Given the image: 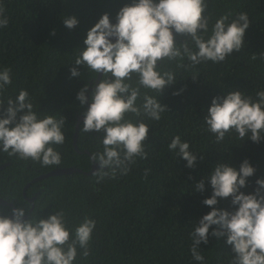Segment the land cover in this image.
I'll list each match as a JSON object with an SVG mask.
<instances>
[{
	"label": "trees",
	"instance_id": "trees-1",
	"mask_svg": "<svg viewBox=\"0 0 264 264\" xmlns=\"http://www.w3.org/2000/svg\"><path fill=\"white\" fill-rule=\"evenodd\" d=\"M209 33L215 21L228 13L229 21L238 13L248 14L250 24L245 33V46L233 52L223 62H202L194 67L185 58L158 62L160 72L171 71L176 81L157 92L141 88L137 104L145 94L158 98L168 112L160 121L129 113L133 122L149 126L144 143L146 159L137 158L126 175L117 172L113 178L99 180V170L53 174L33 180L40 173L56 166L75 165L91 168L92 153L103 151L101 132L82 131L83 118L78 123L76 147L75 125L88 105H80L76 95L85 84L90 97L98 74L86 67L76 66L75 59L85 47L87 31L108 13L112 22L118 10L131 0H0L9 23L0 27V71L11 70L12 83L0 91V100L7 108L9 97L15 99L20 90H27L34 111L39 117L52 115L65 118L63 144L52 145L60 154L59 165L42 167L31 159H20L0 151V197L12 202H0V215L11 216L14 207H26L33 219L47 218L63 210L67 227L74 231L85 217L96 222L90 241V255L79 253L74 264H200L191 255L190 232L198 220L212 209L202 201L212 195L210 182L205 179L216 163L235 167L248 159L256 169L241 191L253 193L256 180L264 179V139L254 143L249 137L241 139L235 131L226 134L219 143L206 131L204 117L213 97H223L229 91L240 90L256 99L264 90V0H206ZM65 16H75L79 24L68 29ZM55 30V35L51 33ZM185 37L176 36V43ZM190 47H194L188 39ZM253 54L256 59H252ZM77 67L80 77H71L70 68ZM198 76L195 80L192 76ZM102 75L100 79H102ZM99 79V81H100ZM98 81V82H99ZM97 82V83H98ZM136 77L132 84L136 86ZM184 89L179 95L173 93ZM3 109H0L2 116ZM21 113H18V117ZM179 135L188 142L189 150L197 155L194 168L176 152L168 150L172 138ZM250 135V134H249ZM150 170L147 178L145 170ZM107 170V169H105ZM204 179L205 190L197 192L195 184ZM29 198H33V206ZM219 209L233 211L231 198H218ZM216 226H211L209 233ZM225 237L209 235L201 242L199 251L204 264H231L232 246Z\"/></svg>",
	"mask_w": 264,
	"mask_h": 264
},
{
	"label": "clouds",
	"instance_id": "clouds-1",
	"mask_svg": "<svg viewBox=\"0 0 264 264\" xmlns=\"http://www.w3.org/2000/svg\"><path fill=\"white\" fill-rule=\"evenodd\" d=\"M207 8L206 0H131L118 10L115 22L104 13L87 31L85 47L74 64L104 78L99 77L98 83L94 81L90 97L86 95L89 85L85 84L76 99L81 106L88 105L83 115H78L83 118L82 131L104 133L103 151L90 156L99 165L94 173L99 180L106 176L114 178L118 171L126 175L137 158H147L144 143L149 126L142 121L133 122L127 115L139 117L143 113L150 120L160 121L161 114L168 112L158 98L147 94L143 103L137 104L141 88L160 95L176 81L173 72L158 70V62L178 61L179 67L185 58L192 67L208 61L220 63L245 46L244 37L250 24L248 14L238 13L231 22H228L231 13L219 17L205 38L210 19L205 15ZM62 22L68 29L79 24L75 16H65ZM8 23L0 7V27H7ZM51 34L55 35V30ZM176 36L185 39L177 44ZM188 39L194 47L189 46ZM256 58L253 54L252 59ZM261 58L264 59V52ZM10 72L8 68L0 71V91L12 83ZM70 73L71 77L81 76L77 67H71ZM134 76L136 86L132 84ZM197 77L193 75L192 79ZM183 90L173 94L179 95ZM0 109H3L0 151L31 159L42 167L61 163L60 154L52 145L64 143V117L60 120L52 115L39 117L29 93L23 89L15 99L8 98L6 109L0 100ZM18 113H21L19 117ZM204 122L206 131L215 135L217 143L232 131L241 139L248 136L252 142L260 143L264 139V90L256 93L255 100L240 90L213 97ZM167 147L186 160L187 167H195L197 155L179 135ZM149 171L145 170V178ZM255 171L245 159L238 170L224 162L216 163L205 177L212 195L202 203L212 210L190 232L191 255L195 261L204 264L205 258L198 249L201 242H209L211 235L217 239L225 237V242L232 246L231 264H264V179L256 180L253 193L241 191ZM195 187L197 192L204 191V179ZM229 197L233 211L216 207L218 198ZM27 212L26 207H14L11 216L0 215V264H74L78 249L82 250L79 254L83 258L90 255L89 245L96 226L93 219L85 217L73 231L67 227L63 210L38 219L31 215L25 219ZM211 226L216 227L209 233Z\"/></svg>",
	"mask_w": 264,
	"mask_h": 264
},
{
	"label": "water",
	"instance_id": "water-1",
	"mask_svg": "<svg viewBox=\"0 0 264 264\" xmlns=\"http://www.w3.org/2000/svg\"><path fill=\"white\" fill-rule=\"evenodd\" d=\"M113 42H115V40L113 39ZM99 77L100 75L97 76L95 82H97L99 80ZM82 117H78V121L77 123L81 120ZM77 128H78V125H75V133H74V146L75 148L76 147V134H77ZM99 168V165L98 163L96 162H93L92 161V164H91V168L89 170H83L81 167H77L75 165H69V166H56V167H53L52 169L48 170L47 172H44V173H40L38 174L37 176H35L33 178V180L35 179H38V178H42V177H45V176H49V175H53V174H64V173H72V172H86V173H90L91 171H95ZM29 200L31 201L32 205L30 207V209L32 208L33 206V198H29ZM0 202L3 203V204H12V202L10 201H7L6 199L0 197Z\"/></svg>",
	"mask_w": 264,
	"mask_h": 264
}]
</instances>
